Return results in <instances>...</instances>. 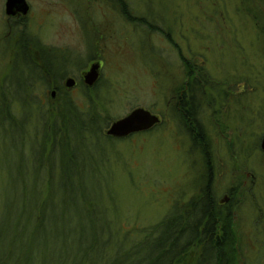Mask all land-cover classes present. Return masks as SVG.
<instances>
[{
  "label": "rangeland",
  "instance_id": "obj_1",
  "mask_svg": "<svg viewBox=\"0 0 264 264\" xmlns=\"http://www.w3.org/2000/svg\"><path fill=\"white\" fill-rule=\"evenodd\" d=\"M26 2L29 11L18 19L6 17L0 1V229L11 212L14 220L23 221L27 243L38 208L47 206L45 234L32 250L34 264H74L73 256L93 232L101 240L110 235V249L121 250L124 256L137 244L142 249L164 219L192 200L198 203L206 185L201 141L193 139L199 132H187L176 108L183 97L184 109H189L190 88L195 92L191 122L205 126L213 142L215 119L220 118L215 111L232 114L231 133L241 123L247 126L250 165L264 174V162L256 152L264 134V34L257 30L264 28L262 4L252 0ZM21 33L52 50L45 61L53 60L57 73L64 68V78H57L62 94L55 90L54 79L38 80L40 71L20 52L19 42L26 37ZM30 58L37 63L36 57ZM183 61L189 63L190 76ZM96 62L98 80L87 87L83 76ZM69 78L75 82L71 89L65 86ZM65 102L82 119L95 112L96 130L102 133L100 137L74 133L71 152L62 145L50 155L51 147L45 146L40 164L42 137L54 125L62 131L56 112ZM139 108L158 122L146 132L107 140L105 126ZM247 148L238 149L242 160L249 156ZM89 201L95 203L94 211ZM13 222L7 230L10 240ZM191 259L189 264L195 262ZM137 263L134 257L132 264ZM244 264H251L250 257Z\"/></svg>",
  "mask_w": 264,
  "mask_h": 264
},
{
  "label": "trees",
  "instance_id": "obj_2",
  "mask_svg": "<svg viewBox=\"0 0 264 264\" xmlns=\"http://www.w3.org/2000/svg\"><path fill=\"white\" fill-rule=\"evenodd\" d=\"M118 2L120 0H117ZM130 19V18H129ZM22 34V33H21ZM24 35V39L19 42V49L21 54L28 60V63L31 66L37 68L41 75L38 80L43 81L54 79L56 82L55 90L58 94H62L63 90L58 86V80L64 78V68L63 71L57 73L54 71L52 61H45L46 54L51 52L47 48L42 47L36 40L30 38L27 34ZM31 56L36 57L37 63L33 62L30 58ZM49 59V58H47ZM185 68L189 71L188 76L191 75L192 70H190L189 63L183 61ZM43 70L44 72H41ZM191 92L190 97V106L189 109L185 111V103L183 97H180L177 102V109L179 114L178 116L183 120L185 127H187V132L192 135V132L197 131L198 135L193 136L194 140L200 139V128L192 120V115L194 113L193 104H194V91L190 88ZM184 105H183V104ZM65 105L56 112L61 119V128L62 131L55 129V125L50 130V133L45 134V138L42 137V145L39 148L41 152L38 154L37 162L42 164L44 162V157L46 154L45 146H50L51 149L49 154L53 153V150L57 147H62L64 145L71 152L70 139L71 136L76 133L77 135L82 134L83 132L89 133V135H94V137H100L99 134L102 132L96 130L98 125V116L95 112L87 114V119H82L79 114L76 112L75 108L73 109L70 106L69 102H65ZM180 104V106H179ZM193 112V113H192ZM11 122V121H9ZM195 123V124H194ZM109 125L105 126V129H108ZM46 130V128L44 129ZM58 132L61 135L58 136ZM107 140H111L110 137H106ZM60 159L63 160V154H61ZM50 161V159H48ZM48 180H51L50 178ZM198 203L192 200L186 205L183 210L174 213L169 218L164 219L157 226H155L153 232L151 231L148 235V241H146L140 248V244H137L132 250L126 253L124 256L121 254V250L112 251L110 246L111 236L109 239L101 240V236H98L96 232L92 233L88 244L85 246H80L78 249V256H73L72 262L74 264H132L134 257L138 258L137 264H189L187 260L191 257L193 259L189 260L195 261L193 264H225L226 260L215 259L214 255L218 252H225L220 245H209L208 246V255L206 260H201L198 258L199 246L194 244L192 239L189 241L187 236L191 237L196 236L198 223L200 221V215H203V210L198 209ZM88 207L91 211L95 210V203L89 201ZM10 209V205L8 210ZM47 206L45 204L41 205L38 208V213H36L34 218V225L30 226L29 233L27 234L28 242L23 239L25 235V225L22 223L21 218L15 220L11 217V212L7 213L8 219L3 221V226L0 229V264H34L33 256V247H35L36 241L41 238V235L45 234V225L43 224L46 221V211ZM27 220V219H26ZM11 221H14L15 233L12 235V240L10 236L7 235L8 226H10ZM28 221V220H27ZM12 224V225H13ZM191 230L190 234L185 232L187 225ZM4 231V232H3ZM82 238V236H81ZM80 238V241H82ZM38 239V240H37ZM24 241V242H22ZM11 242L14 243L15 249L11 248ZM107 248V251L105 250ZM135 248L138 250L135 252ZM195 249V250H194ZM189 252H193V255L190 256ZM220 260V261H219Z\"/></svg>",
  "mask_w": 264,
  "mask_h": 264
},
{
  "label": "flooded vegetation",
  "instance_id": "obj_3",
  "mask_svg": "<svg viewBox=\"0 0 264 264\" xmlns=\"http://www.w3.org/2000/svg\"><path fill=\"white\" fill-rule=\"evenodd\" d=\"M258 3L264 8L262 1ZM257 30L264 34V28ZM223 111H215L220 118L215 119L213 142L207 128L199 124L206 185L197 206L204 214L200 215L196 236L188 235L187 241L192 239L194 244H198V258L201 260H206L208 246L215 244L224 247L225 252L215 253L214 258L226 260L225 264H244L248 257L251 264H264V174L257 173L250 165L253 154L247 148V126L241 123L237 130L240 133L238 138L237 131L232 134L234 128L228 124L229 118L235 120V117ZM223 114L227 115L226 121L222 118ZM225 129L230 130L227 133ZM260 145L261 140L256 152L264 162ZM244 146L249 156L242 160L238 149ZM258 186L260 190H257ZM209 210L213 211L217 222H210ZM189 226L185 228L188 234L191 230Z\"/></svg>",
  "mask_w": 264,
  "mask_h": 264
},
{
  "label": "water",
  "instance_id": "obj_4",
  "mask_svg": "<svg viewBox=\"0 0 264 264\" xmlns=\"http://www.w3.org/2000/svg\"><path fill=\"white\" fill-rule=\"evenodd\" d=\"M4 14L8 18L25 17L29 11L26 0H4ZM100 65L98 62L91 65L89 71L83 76L84 84L92 87L98 80ZM75 85L73 79L66 80V88L71 89ZM54 93H52V96ZM158 119L144 109H135L124 118L113 122L106 131V136L121 140L131 135L150 130ZM261 150L264 154V135L261 138Z\"/></svg>",
  "mask_w": 264,
  "mask_h": 264
},
{
  "label": "bare ground",
  "instance_id": "obj_5",
  "mask_svg": "<svg viewBox=\"0 0 264 264\" xmlns=\"http://www.w3.org/2000/svg\"><path fill=\"white\" fill-rule=\"evenodd\" d=\"M208 217L210 218V222H212V223H215V222H217L216 220H217V218L215 217V214L213 213V211H208Z\"/></svg>",
  "mask_w": 264,
  "mask_h": 264
}]
</instances>
